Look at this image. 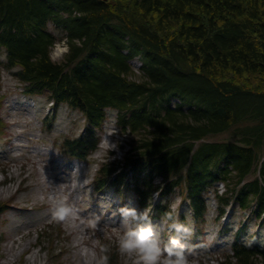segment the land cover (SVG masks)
<instances>
[{"label": "trees", "instance_id": "trees-1", "mask_svg": "<svg viewBox=\"0 0 264 264\" xmlns=\"http://www.w3.org/2000/svg\"><path fill=\"white\" fill-rule=\"evenodd\" d=\"M2 50L0 136L5 67L54 112L66 103L84 114L82 135L62 141L68 156L85 161L106 107L117 109L129 137L122 157L110 152L100 164L97 190L132 191L158 218L179 188L198 224L215 186L217 219L231 205L264 216V0H0ZM228 130L236 140L208 138ZM7 207L0 202V213ZM244 228L222 264H264V246L243 242Z\"/></svg>", "mask_w": 264, "mask_h": 264}, {"label": "rangeland", "instance_id": "rangeland-1", "mask_svg": "<svg viewBox=\"0 0 264 264\" xmlns=\"http://www.w3.org/2000/svg\"><path fill=\"white\" fill-rule=\"evenodd\" d=\"M51 27L59 37L63 35L59 28L52 24ZM67 50L65 39L60 40L51 56L61 61ZM5 57L6 53L0 51V65ZM139 63L136 62V67ZM14 70L3 67L1 80V114L6 126L0 136V202L8 207L0 213V264H84L81 245L95 251L99 264H132L130 258L118 251L123 230L118 208L129 203L139 208L137 199L132 191L124 196L112 187L99 191L95 185L96 173L105 157L110 152H114L113 158L122 157L121 145L128 141V135L117 125V111L107 109L105 123L98 131L100 144L85 161L68 156L62 141L82 135L87 124L84 114L66 103L54 112L52 101L46 96L25 94ZM136 73L139 74L137 69ZM108 133L109 139L105 140ZM208 138L236 140L233 130ZM214 187L206 192L209 205L206 221L198 224L192 217L189 200L179 188L164 198L180 221L184 222L180 213L185 214L184 223L191 228L186 246L194 252L190 256L193 264L226 261L234 233L243 225L241 240L264 246V216L251 218L247 211L231 205L217 219ZM219 187L220 191L225 189L221 183ZM56 197H63L77 209L75 220L53 218L51 208ZM160 219L152 218L153 222ZM80 235L83 236L80 245L75 244ZM168 235L165 232L162 239Z\"/></svg>", "mask_w": 264, "mask_h": 264}, {"label": "clouds", "instance_id": "clouds-1", "mask_svg": "<svg viewBox=\"0 0 264 264\" xmlns=\"http://www.w3.org/2000/svg\"><path fill=\"white\" fill-rule=\"evenodd\" d=\"M110 134L104 139L108 140ZM51 212L53 218L59 221L69 218L75 220L77 216V209L63 197L53 198ZM118 212L123 218L118 251L130 258L132 264H193L190 256L194 255V252L186 246L191 228L180 221L174 210L165 211L158 222H153L148 209H140L133 203L121 205ZM165 232L169 235L167 239H162ZM82 239L83 236L80 235L74 243L80 245ZM80 254L84 264H99L95 251L87 245L80 246Z\"/></svg>", "mask_w": 264, "mask_h": 264}, {"label": "bare ground", "instance_id": "bare-ground-1", "mask_svg": "<svg viewBox=\"0 0 264 264\" xmlns=\"http://www.w3.org/2000/svg\"><path fill=\"white\" fill-rule=\"evenodd\" d=\"M23 91V90H22ZM25 94H28V93H26L25 91H23ZM28 95H30V94H28ZM107 109H113V110H115V111H117V109H114V108H112V107H106V110ZM107 118V115H106V117H105V119ZM122 132V131H121ZM216 136V135H215ZM129 137V136H128ZM253 176V175H252ZM252 176H251V178H252ZM159 197V196H158ZM157 199V195H155V200Z\"/></svg>", "mask_w": 264, "mask_h": 264}]
</instances>
